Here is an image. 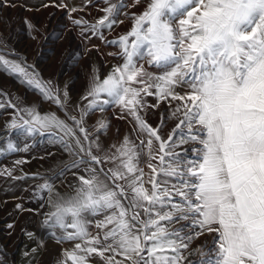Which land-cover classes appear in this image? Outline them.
Listing matches in <instances>:
<instances>
[{
    "label": "snow or ice",
    "instance_id": "snow-or-ice-1",
    "mask_svg": "<svg viewBox=\"0 0 264 264\" xmlns=\"http://www.w3.org/2000/svg\"><path fill=\"white\" fill-rule=\"evenodd\" d=\"M5 6L9 0H0ZM121 9L109 4L92 33L103 40L101 29L120 22ZM133 20L128 33L109 41L123 63L103 79L85 69L81 99L88 103L79 118L70 114L67 82L57 88L23 58L0 50V72L56 104L75 127L36 105L19 108L8 126L29 136L48 133L71 155L83 154L70 166L85 173L70 185L73 195L52 199V184L41 185L51 207L43 223L57 244H71L55 264H96V257L102 264H185L186 250L205 233L215 235L207 251L197 249L200 264H264V0H149ZM144 61L162 74L147 71ZM146 96L157 102L148 104ZM160 103L168 108L153 126L142 113ZM110 105L132 117L139 143L125 136L97 155L102 142L90 139L84 121ZM167 120L177 122L165 136ZM108 127L103 118L94 125L101 134ZM186 143L191 158L176 151Z\"/></svg>",
    "mask_w": 264,
    "mask_h": 264
},
{
    "label": "crops",
    "instance_id": "crops-1",
    "mask_svg": "<svg viewBox=\"0 0 264 264\" xmlns=\"http://www.w3.org/2000/svg\"><path fill=\"white\" fill-rule=\"evenodd\" d=\"M80 31L82 32V30ZM83 32L82 41L86 46L92 47L94 38L90 27L84 28ZM103 50L101 51L102 59L107 63L115 62L113 57H108L109 51L104 47ZM9 58H23L28 65H31L30 60L32 59L28 60V58L16 55H11ZM110 59L112 60L109 61ZM115 63L122 64L123 61ZM143 63L147 71L155 75L162 74V69L148 65L146 61ZM36 68L34 67V70L40 74L43 80L52 81L57 88H63L65 82L69 84L71 98L69 107L73 109L70 114L79 118L80 109L88 103L81 99L85 91V71L79 78V83L73 84L72 81L76 80L73 73L61 74L56 69L46 72L37 71ZM86 69L90 71L92 68L86 67ZM97 72L101 79L108 74L102 71ZM177 91H181V89H177ZM152 97L155 101L156 98ZM10 105H16V107ZM32 105H36L41 114L55 113L66 123L73 125V122L66 118L64 110L56 104L44 100L34 89L22 84L18 79L0 72V230H2L0 240L5 238L11 241L7 252L13 251L16 256V264H55L62 250L71 247V244L68 242L57 244L51 236L53 229L43 223L47 213L51 211V207L49 204L50 194L47 190H42L41 185L46 182L52 184V199H55L57 194L60 196L73 195L74 191L70 185L77 184V175L85 173L84 166L80 168H71L70 166L83 154L71 155L62 144L50 140L48 133L43 136L39 134L29 136L22 129H12L8 126L12 120L17 118L19 108ZM101 118L109 124L108 130L104 134L97 132L94 128ZM134 123L132 117L122 112L118 106L110 105L103 113L99 111L94 114L89 113L85 118L84 127L92 133L90 139H95L97 135L100 137L102 150L96 152L93 149V151L97 155H103V150H107L113 143L119 145L125 136L136 140L133 131ZM75 131L83 139V134L79 132V129L76 128ZM57 135H62V133L58 132ZM9 143L14 145L15 150L8 149ZM136 143L139 141L136 140ZM84 158L87 159V157ZM109 167L111 165H105L104 170L107 171ZM145 171L148 169L145 168ZM9 172L11 175L7 174ZM102 218L100 216L95 219ZM9 225L12 227L9 228ZM91 230L93 233L97 231L95 228ZM56 231L59 230L56 229ZM212 235L215 234L212 233ZM33 249H36V252H33ZM5 251L1 252L12 255ZM95 261L96 264H102L99 257H96Z\"/></svg>",
    "mask_w": 264,
    "mask_h": 264
},
{
    "label": "rangeland",
    "instance_id": "rangeland-1",
    "mask_svg": "<svg viewBox=\"0 0 264 264\" xmlns=\"http://www.w3.org/2000/svg\"><path fill=\"white\" fill-rule=\"evenodd\" d=\"M148 2L149 0H140L139 3L135 0H108L107 3L106 0H9L10 6L0 8V41L7 44V48L0 44V50L5 53L11 51L12 55L28 58V60L32 59L30 63L37 67V71L46 72L56 69L61 74L73 73L75 82L79 83V78L86 67L109 73L114 66L121 64L115 63L123 61L119 56L120 48L109 41L117 40L121 35L128 33L134 25L133 14H141ZM109 4H122L117 17L120 22L114 24L111 30L101 29L104 35L103 40L92 33L94 38L92 47L86 46L82 41L83 29L96 24L97 20L105 15L103 9ZM73 8L76 11H70ZM76 19H82L87 23L77 26L73 23ZM26 20L35 26L31 33L25 25ZM103 47L109 53H113L108 57H113L115 62L110 59L111 62L107 63L102 59ZM144 99L148 104L157 102L152 96H146ZM178 103L179 101H173L172 106ZM167 108L166 103H160L159 108H149L146 114L142 113V115L151 125L156 126L160 123L161 114L165 113ZM176 122L175 120L166 121L163 128L165 136L174 128ZM191 149L192 145L186 143L177 147L176 151L184 153L187 150V155L191 158ZM180 226V224L176 225V227ZM212 236L205 233L195 239L190 247L193 245L207 251L205 245L208 248L211 247ZM10 243L11 241L5 238L0 240V252L5 249L7 252ZM10 254L12 255L1 252L0 264H16L13 251ZM201 258L200 252L198 257L188 256L185 264L188 262L200 264Z\"/></svg>",
    "mask_w": 264,
    "mask_h": 264
},
{
    "label": "built area",
    "instance_id": "built-area-1",
    "mask_svg": "<svg viewBox=\"0 0 264 264\" xmlns=\"http://www.w3.org/2000/svg\"><path fill=\"white\" fill-rule=\"evenodd\" d=\"M197 247L196 246H191L188 250H187V254L188 256H192V257H198L199 256V251H197Z\"/></svg>",
    "mask_w": 264,
    "mask_h": 264
}]
</instances>
